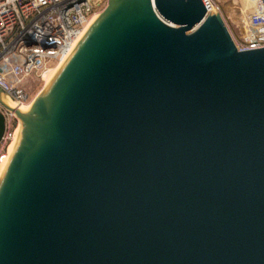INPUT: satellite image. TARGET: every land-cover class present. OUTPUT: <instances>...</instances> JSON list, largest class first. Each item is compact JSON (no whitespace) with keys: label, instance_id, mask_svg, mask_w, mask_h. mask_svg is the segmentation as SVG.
Here are the masks:
<instances>
[{"label":"water","instance_id":"95a60500","mask_svg":"<svg viewBox=\"0 0 264 264\" xmlns=\"http://www.w3.org/2000/svg\"><path fill=\"white\" fill-rule=\"evenodd\" d=\"M23 121L0 264H264V48L202 0L115 1Z\"/></svg>","mask_w":264,"mask_h":264},{"label":"built area","instance_id":"2783aa9c","mask_svg":"<svg viewBox=\"0 0 264 264\" xmlns=\"http://www.w3.org/2000/svg\"><path fill=\"white\" fill-rule=\"evenodd\" d=\"M108 0H0V90L19 105L28 104V85L69 56L91 20ZM208 13L221 6L202 0ZM251 10L235 22H223L239 51L264 48V0H250ZM43 81V80H42ZM7 126L0 142V166L17 130L14 113L4 109ZM16 122V125H15Z\"/></svg>","mask_w":264,"mask_h":264},{"label":"bare ground","instance_id":"6f19581e","mask_svg":"<svg viewBox=\"0 0 264 264\" xmlns=\"http://www.w3.org/2000/svg\"><path fill=\"white\" fill-rule=\"evenodd\" d=\"M109 7L106 10V12L101 16L100 14L95 16L91 22L89 23V25L87 26L82 40L79 43V45L74 49V51L67 56L62 62H60L59 64L56 65L57 68H55L54 70H52L50 73L46 72L44 73L45 75H43V78L45 80L46 79V85H45V89L43 92H40L39 95L33 100V102L29 105L30 101L28 104H24V105H19L16 101H14L12 98H10L8 95L6 94H1L0 92V100L5 104V106L14 113L15 117L17 118L18 121V127L17 130L14 134L13 140L11 142V144L8 147V152L6 154V158L3 160V163L0 166V180L3 176V173L8 165V162L11 158V155L13 153L15 144L17 142L20 130L22 128L23 125V116H27L28 113L31 111V109L34 107V105L40 100V98L45 94V92L50 88V86L55 82V80L61 75V73L65 70V68H67V66L69 65V63L73 60V58L75 57V55L78 53V51L80 50V48L83 46V44L85 43V41L88 39V37L93 33V31L95 30V28L101 23L103 22L108 14L111 12V10L114 7V3L115 1H118V4L120 5V2L122 0H109ZM153 7H154V0H151ZM250 2V0H249ZM251 4V3H250ZM246 5V3H245ZM247 6V5H246ZM241 12L244 13L246 11H243V9H241ZM211 13V12H210ZM219 19L221 20L220 14L218 12H216ZM11 104V105H10Z\"/></svg>","mask_w":264,"mask_h":264},{"label":"rangeland","instance_id":"374dc122","mask_svg":"<svg viewBox=\"0 0 264 264\" xmlns=\"http://www.w3.org/2000/svg\"><path fill=\"white\" fill-rule=\"evenodd\" d=\"M214 1L217 2L221 6L222 12L219 13L221 20L223 22H225L230 27V29L232 31H234V26L231 23V20L235 22L236 20H238L239 17H241V15L243 14L241 12V9H243V11H250L251 7H252L249 0H214ZM109 2L110 1L108 0L105 9L100 14L101 16L108 9ZM245 3L247 6L245 5ZM55 68H57V67L56 66L53 67L52 70H54ZM52 70H48L49 72L48 71L47 72L50 73ZM46 79L47 78H45V80H44V78H43L42 79L43 81L41 79H36L31 84L28 85V90H29L30 99H31L29 105L39 95L40 92L44 91L45 85H46ZM0 92H1V94H5L1 90H0ZM18 121H17V124H18Z\"/></svg>","mask_w":264,"mask_h":264},{"label":"trees","instance_id":"16d2710c","mask_svg":"<svg viewBox=\"0 0 264 264\" xmlns=\"http://www.w3.org/2000/svg\"><path fill=\"white\" fill-rule=\"evenodd\" d=\"M15 125H16V122H15Z\"/></svg>","mask_w":264,"mask_h":264}]
</instances>
